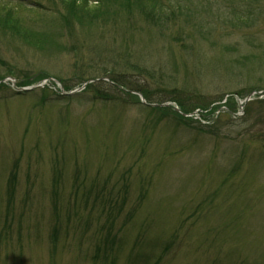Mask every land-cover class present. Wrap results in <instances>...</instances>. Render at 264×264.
<instances>
[{"label": "rangeland", "instance_id": "374dc122", "mask_svg": "<svg viewBox=\"0 0 264 264\" xmlns=\"http://www.w3.org/2000/svg\"><path fill=\"white\" fill-rule=\"evenodd\" d=\"M108 235L264 264V0H0V264H109Z\"/></svg>", "mask_w": 264, "mask_h": 264}, {"label": "trees", "instance_id": "16d2710c", "mask_svg": "<svg viewBox=\"0 0 264 264\" xmlns=\"http://www.w3.org/2000/svg\"><path fill=\"white\" fill-rule=\"evenodd\" d=\"M105 78H107V79H109V81L111 82V85H110V89L112 90V91H114V92H118V93H120L119 92V89H120V87L122 88V87H124V89H127L126 88V86H125V84L124 83H122L121 81H119L118 79H116V78H113V77H105ZM91 80V79H90ZM87 81H89L88 79H85V80H82L81 82H80V84L82 85L83 83H86ZM89 85V84H88ZM88 85H87V87H88ZM101 85H103V86H105V87H107L108 88V86L106 85V84H104L103 82H101ZM90 86V85H89ZM134 90L135 91H141L139 88H134ZM132 91V90H125L124 92H125V94H123L124 95V97L125 98H127L129 101H131L132 103L134 102H138L137 101V97L135 96V95H132L131 93H129V92H135V91ZM98 91H99V89H98ZM98 94V96L100 97V99H103V97L104 98H107L106 97V95L105 94H99V92H97ZM142 95H143V97H144V99H145V101L148 103V104H156V105H161V104H164V101H162V102H151L150 101V99L148 98V96L145 94V93H143L142 91L140 92ZM170 102H175V103H177V107L179 108V110L182 112V113H191L192 111H194V110H197V109H201V110H206V108L205 107H207V106H202V105H197V107H194V108H192L191 110H186L181 104H180V102H179V100L178 99H176V98H172V99H170L169 100ZM152 109H154V110H158V111H160L161 113H163V114H170V115H172V116H174V117H176L177 119H179V120H189V119H185V118H183L182 116H180L179 114H177L176 112H174V111H172L170 108H166V107H155V108H152ZM109 238V235L107 236V238L106 239H103L102 241H101V244H102V246H100L99 245V243L98 244H96L95 245V248H94V252H95V254L93 255V257H92V259H93V261L95 262V261H97V259H98V257H99V253H102V259L101 260H103L104 262H108L109 264H114V262H115V259H113L112 258V249H113V247L112 246H114V241H111V240H109L108 239ZM113 239V238H112ZM109 256H111V258L109 257ZM109 258H110V260H109ZM110 262H109V261Z\"/></svg>", "mask_w": 264, "mask_h": 264}, {"label": "water", "instance_id": "95a60500", "mask_svg": "<svg viewBox=\"0 0 264 264\" xmlns=\"http://www.w3.org/2000/svg\"><path fill=\"white\" fill-rule=\"evenodd\" d=\"M85 86V85H84ZM249 99V98H248ZM247 98L244 100V101H249ZM160 106H162V107H167V105L166 104H163V105H160ZM175 111H177L176 109H174Z\"/></svg>", "mask_w": 264, "mask_h": 264}]
</instances>
